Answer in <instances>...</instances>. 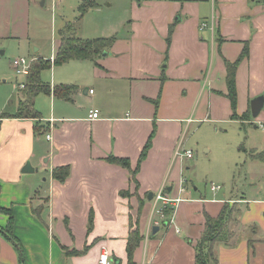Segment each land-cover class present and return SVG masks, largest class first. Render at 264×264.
<instances>
[{"label": "crops", "instance_id": "obj_1", "mask_svg": "<svg viewBox=\"0 0 264 264\" xmlns=\"http://www.w3.org/2000/svg\"><path fill=\"white\" fill-rule=\"evenodd\" d=\"M10 3L25 8L28 0H0L1 9ZM146 4L129 20L130 32L116 35L105 54L67 61L83 62L76 66L89 79L79 71L74 78L52 77L47 106L32 99L38 117L17 114L19 108L4 111L0 104V207L13 212L26 264H99L103 249L113 264H129L126 245L135 228L142 239L132 264H195L206 216L216 217L224 204L236 205L237 222L226 244L212 245L216 264H264V199L197 194L184 181L176 155L188 119L248 124L263 133L252 138L264 145V106L251 120L232 117L264 95V6L257 0H212L217 16L204 19L202 1ZM59 42L60 37L49 58H31L52 62ZM245 42L248 54L235 69L233 110L225 95V63L235 61ZM60 84L75 85L70 99L53 93ZM19 100H25L22 90ZM90 109L100 116L89 119ZM109 155L127 158L135 176L109 162ZM27 161L32 172H22ZM251 161L252 171L264 170V158ZM60 165L70 167L62 182L51 175ZM161 189L179 199L165 205L173 209L169 215L157 212L163 205L154 195ZM7 219L0 213V227ZM0 264H20L17 248L1 232Z\"/></svg>", "mask_w": 264, "mask_h": 264}, {"label": "rangeland", "instance_id": "obj_2", "mask_svg": "<svg viewBox=\"0 0 264 264\" xmlns=\"http://www.w3.org/2000/svg\"><path fill=\"white\" fill-rule=\"evenodd\" d=\"M148 1L152 0H60L54 3L52 0H28L25 8L16 3L7 4L5 10L0 6V104L3 103L4 111L20 108L22 89L19 83L26 78L16 73L12 65L14 59H29L37 54L49 58L57 47L59 30L67 24H72L76 35L84 39L128 34L129 20L138 16L136 8L148 6ZM187 1L192 0H178L180 3ZM197 1H202L203 5L200 18H216L212 0ZM83 2L84 11H81L79 6ZM257 2L264 6V0ZM78 63L82 65L83 62L52 64L42 69L40 77L45 83H51L52 77L74 78L79 71V76L89 79L87 71L83 74L76 66ZM46 96L47 93L41 91L33 97L34 102L38 100L39 105L43 102L45 107ZM31 108L36 107L28 105L23 110L31 111ZM255 133L261 132L245 123L186 121L185 126L184 122L178 157L189 189L206 196L217 191L237 198L264 199V170L260 172L257 167L259 170L252 171L249 156L252 147H264L260 141H253ZM187 149L191 150V157L184 154ZM212 185L220 188L212 191ZM229 207L235 209L236 205Z\"/></svg>", "mask_w": 264, "mask_h": 264}, {"label": "trees", "instance_id": "obj_3", "mask_svg": "<svg viewBox=\"0 0 264 264\" xmlns=\"http://www.w3.org/2000/svg\"><path fill=\"white\" fill-rule=\"evenodd\" d=\"M90 3V2H89ZM85 2H83L79 9L84 11ZM75 28L72 24H67L65 27L59 30L60 42L55 53V56L52 60H41L37 59L35 62L31 63L29 73L25 76L24 87L21 88L25 100H20V108L17 114H24L25 116L30 117H38L37 111L31 108V111H25L23 108L25 106L32 105L33 97L41 92H50L51 88L48 83H45L41 80L40 72L42 69L50 67L51 64H62L69 60H85V59H95L98 57L103 51L110 47L113 41L116 38V35H111L109 37H95V38H81L76 35ZM248 54V42L244 43V47L239 54V56L233 62L226 61V83H227V92L226 96L230 99L233 110L235 109L236 104V88H235V69L238 63ZM75 89V85H67L60 84L55 85L53 89V93L60 98L70 99V93ZM233 118H238L241 120H251L253 117L251 116L250 108L245 113L241 115H237L235 111L232 113ZM44 131V129H43ZM154 132H151L149 135L141 153L139 156V161L145 158L147 151L151 145V140ZM250 158L258 159L264 158V150L261 152H255L253 150L249 153ZM107 160L111 163L119 164L128 170L132 177L135 176V170L130 169V163L127 158L117 157L114 155H109ZM70 174L69 165H60L56 166L52 169L51 175L54 179L58 181H64ZM165 208V207H164ZM163 208L165 215H169L173 209ZM233 210L237 213L238 209H233L229 207L228 204H224L220 213L216 217L206 216V223L204 231L202 232L201 237L195 244V264H216L217 258L212 250V245L216 242H224L225 244L230 239L232 232L230 227L233 223L237 222L235 217V213L233 214ZM0 213L7 215V224L4 227H0V232L4 235V237L10 240L15 247L17 248L20 264H26L25 258L23 255L22 248L19 244L17 237L13 232V212L11 208H3L0 207ZM92 219H89V225H91ZM142 236L139 233L137 228L130 231L126 250L128 255V263L132 264L133 262V252L135 248L139 245ZM66 253L72 254L77 253L74 249H66Z\"/></svg>", "mask_w": 264, "mask_h": 264}, {"label": "built area", "instance_id": "obj_4", "mask_svg": "<svg viewBox=\"0 0 264 264\" xmlns=\"http://www.w3.org/2000/svg\"><path fill=\"white\" fill-rule=\"evenodd\" d=\"M52 1L54 3V2H57V1H60V0H52ZM33 60H34L33 58L27 59L26 57H19V58H16V59H14L12 61V65H13V67H14V69H15L17 74L26 76L29 73V69H30V66H31V63L33 62ZM51 60H53V57H51ZM19 87L23 88L24 87V82L19 83ZM99 116L100 115H99L98 109H90L89 110V114H88L89 119H95V118H98ZM188 120L190 121V119H188ZM46 137L50 138V134H47ZM184 154L187 157H191L192 156L191 150H189V149L185 150ZM176 155L180 156L181 154H180L179 151H177ZM219 188H220L219 185H212L211 186L212 190H217ZM154 198H155V203L161 202V204L163 205V206H161V208L157 209V212H160V213H162L163 208L165 207V205L167 203H170L173 200L174 201L175 200H179L178 198L171 199V198L165 196L164 192H163V189H161L158 193H156L154 195ZM98 262H99V264H113L111 259H110V257H109V253H108V251L106 249H103V251H101V253L99 254Z\"/></svg>", "mask_w": 264, "mask_h": 264}, {"label": "water", "instance_id": "obj_5", "mask_svg": "<svg viewBox=\"0 0 264 264\" xmlns=\"http://www.w3.org/2000/svg\"><path fill=\"white\" fill-rule=\"evenodd\" d=\"M105 54V52H103ZM264 106V95H257L250 100V112L252 117H257L262 107ZM34 169L31 167L30 162L27 161L22 167V172H32ZM151 197V194L148 196ZM157 226L153 227V232H155Z\"/></svg>", "mask_w": 264, "mask_h": 264}]
</instances>
